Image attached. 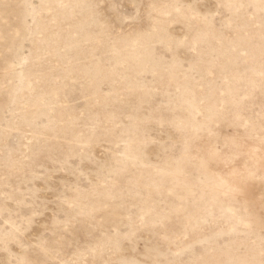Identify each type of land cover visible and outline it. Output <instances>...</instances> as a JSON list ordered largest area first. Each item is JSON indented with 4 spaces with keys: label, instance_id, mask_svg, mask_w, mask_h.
Segmentation results:
<instances>
[{
    "label": "rangeland",
    "instance_id": "obj_1",
    "mask_svg": "<svg viewBox=\"0 0 264 264\" xmlns=\"http://www.w3.org/2000/svg\"><path fill=\"white\" fill-rule=\"evenodd\" d=\"M0 264H264V0H0Z\"/></svg>",
    "mask_w": 264,
    "mask_h": 264
}]
</instances>
